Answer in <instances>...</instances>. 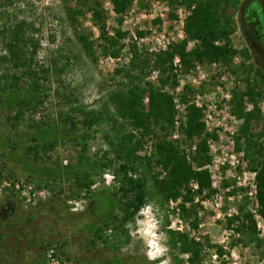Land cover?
I'll return each mask as SVG.
<instances>
[{
    "label": "rangeland",
    "instance_id": "374dc122",
    "mask_svg": "<svg viewBox=\"0 0 264 264\" xmlns=\"http://www.w3.org/2000/svg\"><path fill=\"white\" fill-rule=\"evenodd\" d=\"M93 1L82 5L83 14L71 22L66 5L79 7L75 0H0V56L7 54L8 35L1 34L2 27L12 28L24 21L25 36L33 39L23 49L25 59L33 64L40 85L37 101L0 114L3 131L11 134L15 129L21 132L32 129L36 123L42 126L54 121L61 123L60 115L67 112L71 120L61 127L69 139L60 140L53 149H40L42 159L38 166L85 165L103 157L111 160L103 170L93 169L88 175L79 171L75 175L42 179L16 168L7 156V149L0 146V264H44V248L51 244L59 248L64 264H107L112 259H120L124 264H161L162 260H167V264H192L187 261L188 255L180 253L174 244L178 232L187 233L202 245L196 264H264V223L257 211L256 171L244 156L243 142L240 149L235 147L234 137L241 120L231 113L233 91L245 89L249 73L248 67H239L241 61L247 66L253 65L252 80L254 69L264 72V34L262 38L256 21L250 20L252 15L246 16L252 1L261 4L264 0H241L239 10L234 13L232 45L238 51L248 49L250 58L244 60L242 54L236 53L231 58V66L194 62L188 69L177 56L173 59L179 86L172 89L168 85L167 90L177 100L185 93L186 98L201 107L206 130L215 135L208 140L210 187L197 192L199 182L193 179L189 183L193 191L190 214L194 218L196 212L197 228L189 226L191 218L182 219L179 215L177 205L181 197L165 201L152 184L154 176L161 178L164 174L153 156L155 144L161 138L180 139L178 123L171 128L157 124L146 134L141 128L133 127L129 120L119 119L110 103L111 93L126 91V77L117 70L127 66L132 58L131 46L150 54L168 50L185 38L190 10L179 3L172 6L168 0H130L126 12L119 15L115 12L114 0H96L105 12L109 34L117 29L123 32L119 42L123 49L115 59L102 54L99 30L87 9ZM243 18L248 22L242 21ZM75 32L89 37L95 59L85 52ZM198 43L197 39H191L186 49L189 51ZM15 73L13 66L0 59V86L8 75ZM157 75L158 71L154 70L150 76H143L140 83L146 89L150 83L158 85ZM256 79V85L261 87L259 78ZM177 103L176 118L183 114L180 108L184 106ZM79 105L100 113L103 121L86 128L82 114L71 111ZM260 106L264 115V97ZM245 108L251 109L248 98H245ZM19 109L22 119L11 127L7 118ZM111 115L121 123L117 124L120 135H133L132 143H140L136 154L141 160L136 163L135 171L128 170V176L146 178L148 199L144 206L151 203L159 209L160 232L168 253L154 262L148 260L146 245L137 233L144 206L121 226L123 198L118 190L121 175L115 173L119 162L113 160L115 154L108 142V137L114 135L107 119ZM191 145L194 149V143ZM146 157L151 159L150 165ZM98 194L112 195L116 205L106 209L108 202L96 197ZM244 213L251 214L255 232L247 227L250 220ZM235 215L240 219L229 222L228 218ZM99 231L104 241L98 238Z\"/></svg>",
    "mask_w": 264,
    "mask_h": 264
},
{
    "label": "trees",
    "instance_id": "16d2710c",
    "mask_svg": "<svg viewBox=\"0 0 264 264\" xmlns=\"http://www.w3.org/2000/svg\"><path fill=\"white\" fill-rule=\"evenodd\" d=\"M75 1L79 5L77 8H69L65 3L67 15L71 22L76 20L77 15L83 14L82 5L88 2V0ZM114 1L115 12L119 15L126 12L131 4L130 0ZM168 1L172 6L179 3L190 10L186 18L185 38L174 46H170L168 50L155 54L141 53L137 51L135 45H132V58L127 66L117 70L126 77V91L111 93L110 103L115 108L119 119L129 120L133 127L141 128L146 134H149L157 124H165L171 128L175 123H178V131L181 133L180 139L166 140V138H161L155 144L153 156L164 174L161 178L158 175L154 176L152 184L165 201L177 200L181 197V202L177 205L179 215L182 219H186L191 218L190 212L193 211V191L189 187L191 180L196 179L199 182L197 192H202V188L210 187V175L207 168L211 160L208 154V140L212 137L215 138V135L206 130L202 120L201 107L193 100L186 98L185 93L179 96V102L184 105L183 114L176 118L179 110L176 107L174 93H170L166 88L168 85L172 89L179 86L173 59L177 56L182 66L188 69L194 62L223 63L225 66H231V58L236 53L242 54L244 60L250 58V54L246 48L241 51L235 49L230 38V34L234 30V13L239 10L241 0ZM87 9L91 12L92 22L99 30L101 40L99 46L102 49V54L115 59L118 58L123 49L122 45L119 44L123 32L117 29L112 35L109 34L105 22V12L98 1H93ZM247 10L249 13L246 16L252 15L250 20L256 21V28L262 37L264 34V3L252 1ZM172 16L174 15L172 14ZM242 21L248 22L244 18ZM26 26L27 24L22 21V23L14 24L12 28L2 27L1 34L4 37L8 35V39L5 43L7 54L0 56V59L2 62L13 66L16 73L8 75L9 79H6V84L0 86V114L5 111L12 112L14 108L21 109L23 105H30L33 100L37 101L40 98L38 73L35 72L33 64L27 63L26 52L23 50L30 43L32 44L31 40H33L25 36ZM75 34L85 52L95 59V51L89 37L83 33L75 32ZM191 39H197L199 43L188 51L186 46ZM239 67L242 69L248 67L249 73L245 78V89L242 91L235 89L232 94L231 113L235 118L241 120V125L234 137V144L237 149H240L243 142L244 156L248 159L251 168L256 171L257 211L264 223V115L260 106L264 97V72L260 69H254L255 79L252 80L250 74L253 65L247 66L245 61H241ZM131 69L135 70V73L131 72ZM154 70L158 71V85L150 83L146 89L140 83L142 77L150 76ZM256 78H259L261 87L256 85ZM186 90L189 91V88L186 87ZM2 91L5 92L1 93ZM245 98H248L251 103L249 111H246L245 108ZM20 109L12 117L7 118L11 127H15L22 119ZM71 111L82 114V124L86 128L103 121L100 113L86 110V107L81 105L72 108ZM59 118L61 123L54 121L46 126L36 123L31 126L32 129L25 132L15 129L11 134L3 131L0 121V146L7 149V156L11 158L16 168L42 179H56L63 175H75L79 171L88 175L90 170L97 168L103 170L105 166L111 163L110 159L103 157V159L100 158L85 165L49 168L38 166L39 159H42L39 157L40 149H53L60 140L69 139V135L62 129L61 125L71 120V117L66 112ZM107 119L110 121L111 131L114 134L111 138L108 137L111 150L115 154L113 160L119 162L115 173L121 175V185L118 190L123 198L122 226L126 221L132 219L146 203L148 199L147 180L144 176L135 178L128 176V170L135 171L136 163L141 160V157L136 154L140 148V143L138 141L132 143L133 135H120L117 128V124L120 122L119 119L117 122L115 116L111 115ZM187 143L189 144L186 145ZM193 143L195 148L191 149ZM144 159H146L147 165H150L151 159L149 157ZM193 167L197 170H193ZM98 196L108 202L109 206L106 209L116 205L112 195H96V197ZM187 203L191 204L187 206ZM240 212H244L243 208L240 209ZM194 214L195 217L189 219L188 224L192 228H197L196 212ZM244 215L250 220L247 227L255 232L256 224L251 214L244 213ZM234 219H240L239 215L228 218V221L231 222ZM236 230L239 231L240 228ZM176 235L174 244L178 251L187 254V261L190 263H198L202 245L195 239L189 238L187 233L178 232ZM98 238L103 240L100 231ZM107 264L124 263L120 259H112Z\"/></svg>",
    "mask_w": 264,
    "mask_h": 264
},
{
    "label": "clouds",
    "instance_id": "9594fccd",
    "mask_svg": "<svg viewBox=\"0 0 264 264\" xmlns=\"http://www.w3.org/2000/svg\"><path fill=\"white\" fill-rule=\"evenodd\" d=\"M158 211V206L146 204L141 209L143 220L137 224V233L147 248L146 256L152 262L165 257L168 253L167 244L160 232L161 221L157 215ZM161 264H167V260H162Z\"/></svg>",
    "mask_w": 264,
    "mask_h": 264
},
{
    "label": "built area",
    "instance_id": "2783aa9c",
    "mask_svg": "<svg viewBox=\"0 0 264 264\" xmlns=\"http://www.w3.org/2000/svg\"><path fill=\"white\" fill-rule=\"evenodd\" d=\"M176 64V63H175ZM175 103L176 107H178L179 98H176ZM181 111L184 109V106H181ZM203 120V119H202ZM44 264H64L61 252L56 244H51L46 246L44 249Z\"/></svg>",
    "mask_w": 264,
    "mask_h": 264
}]
</instances>
